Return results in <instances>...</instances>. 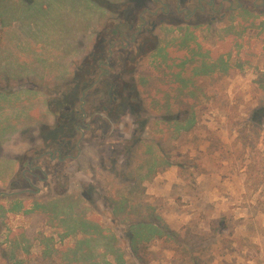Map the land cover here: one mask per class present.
<instances>
[{
    "label": "rangeland",
    "instance_id": "obj_1",
    "mask_svg": "<svg viewBox=\"0 0 264 264\" xmlns=\"http://www.w3.org/2000/svg\"><path fill=\"white\" fill-rule=\"evenodd\" d=\"M139 1L158 6L0 0V191L12 195L0 197V264H141L127 236L137 216L177 235L139 244L146 264H264V0H214V20L167 28L155 50L153 37L129 44L144 51L123 70L139 107L87 136L69 177L9 186L24 151L58 133L56 95L87 87L100 31Z\"/></svg>",
    "mask_w": 264,
    "mask_h": 264
},
{
    "label": "flooded vegetation",
    "instance_id": "obj_2",
    "mask_svg": "<svg viewBox=\"0 0 264 264\" xmlns=\"http://www.w3.org/2000/svg\"><path fill=\"white\" fill-rule=\"evenodd\" d=\"M152 1L158 6L148 9L139 1L138 5L141 7L138 6V9H135L138 10L137 12L125 17L118 14L117 24L106 26L100 31V46L97 48L96 42L99 38H96V42L92 43L82 60L84 67L90 70L88 73L90 78L85 81L87 87H81L79 80H70V85L79 87L78 94L69 91L59 92L56 95L54 114L56 121L50 127L56 128L58 133L44 140V146L40 152L30 148L29 154L21 160L22 168L17 171V176L10 180L9 186L14 188L22 183L27 187L16 189L15 193L21 191H29L31 194L39 193L40 189L36 182L42 185L50 184L53 180L48 179L49 173L54 176L56 174L64 178L67 175L69 177L73 170L80 167L83 140L89 135L100 132L99 129L106 123L111 124L112 119L119 117L123 112H129L130 107L133 110L139 107L140 100L136 84L125 81L123 70L130 74L133 68L127 64L137 63V58L144 51L139 45L130 48L129 44L140 42L138 38H142L144 43L149 44L148 38L153 37L154 42L150 48L155 50L158 47V40L162 38L167 28H172L179 34L187 33L188 28L194 27L193 19L201 16L214 20L215 14L210 12H216L223 4L220 2L214 9V0H196L195 2L194 0H170L173 1L171 3L168 0ZM255 1L253 0L254 5H256ZM231 4L232 2H229L230 9H232ZM128 6L129 4L126 3L123 7H117V10L120 11L121 8L125 9ZM238 6H241V3ZM134 8L133 2L131 10ZM157 13H160L161 17L155 18ZM171 14L179 17L181 22L171 21L174 17ZM161 50L159 46L157 51ZM62 133L66 134L64 139L58 136ZM4 192L0 191V197L12 196Z\"/></svg>",
    "mask_w": 264,
    "mask_h": 264
},
{
    "label": "trees",
    "instance_id": "obj_3",
    "mask_svg": "<svg viewBox=\"0 0 264 264\" xmlns=\"http://www.w3.org/2000/svg\"><path fill=\"white\" fill-rule=\"evenodd\" d=\"M133 218L134 219H132L129 222V225L127 227L128 228L127 236L129 239V244L132 250L135 252L136 257L140 260V263L146 264L147 258H143L140 255H138L137 246L139 244L143 242H148L152 239L154 240L156 238H163V240L174 239L177 235L176 233H174V231L170 230L166 225H163V223L156 222L154 218L145 219L144 217H140V216ZM219 222L222 223L223 218H220ZM139 247L141 249L144 248L143 246H138V248Z\"/></svg>",
    "mask_w": 264,
    "mask_h": 264
},
{
    "label": "crops",
    "instance_id": "obj_4",
    "mask_svg": "<svg viewBox=\"0 0 264 264\" xmlns=\"http://www.w3.org/2000/svg\"><path fill=\"white\" fill-rule=\"evenodd\" d=\"M29 152H30L29 149H27L26 151H24V156L22 157L23 160L25 159V156H27V155L29 154ZM15 166H16V165H15ZM18 166L22 167L21 161L18 162ZM19 169H20V168H19ZM19 169H18V170H19ZM16 173H17V171H16ZM16 173H15V174H16ZM7 179H8V178H7ZM7 179L3 178V180H5V181H6Z\"/></svg>",
    "mask_w": 264,
    "mask_h": 264
},
{
    "label": "water",
    "instance_id": "obj_5",
    "mask_svg": "<svg viewBox=\"0 0 264 264\" xmlns=\"http://www.w3.org/2000/svg\"><path fill=\"white\" fill-rule=\"evenodd\" d=\"M4 194H8V193H5V192H4Z\"/></svg>",
    "mask_w": 264,
    "mask_h": 264
}]
</instances>
